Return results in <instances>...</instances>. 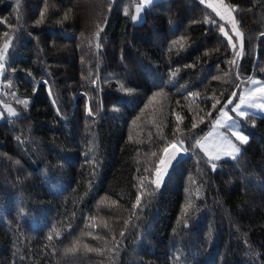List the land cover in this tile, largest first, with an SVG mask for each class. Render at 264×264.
<instances>
[{"label":"trees","instance_id":"16d2710c","mask_svg":"<svg viewBox=\"0 0 264 264\" xmlns=\"http://www.w3.org/2000/svg\"><path fill=\"white\" fill-rule=\"evenodd\" d=\"M137 1L0 0V264H264V117L239 118L249 142L216 170L192 148L264 80V0H225L244 33L235 65L212 10L158 0L134 23ZM181 137L187 155L155 190Z\"/></svg>","mask_w":264,"mask_h":264},{"label":"snow or ice","instance_id":"6c2138e0","mask_svg":"<svg viewBox=\"0 0 264 264\" xmlns=\"http://www.w3.org/2000/svg\"><path fill=\"white\" fill-rule=\"evenodd\" d=\"M200 4L206 5L209 9L212 10V12L215 13L217 17L220 18V20L225 21L227 24L231 25V31L234 33V35H230L228 31H226L225 24H219L218 28L219 31L227 38L228 45L231 46L234 54V59L229 61L230 64L235 65L236 58H240L244 55V33L241 31L239 26V21L237 20L234 13L237 12L239 6L238 5H229L225 3V0H199ZM155 3V0H139V3L135 5V14L131 17L133 21H136L140 17V13L144 11L147 8H151ZM110 10V8H109ZM71 10L69 9V12ZM129 11L127 8L124 9V15H128ZM41 18L44 16V12H41ZM68 18V13L66 12L64 15V19ZM205 22L209 24H215L216 21L212 19L211 17H206ZM39 23V21H38ZM103 31V28L98 24L97 29L94 33V36L96 37L97 41H99L100 33ZM5 37H8V33L4 34ZM260 36H264V32L260 33ZM184 37L181 36L178 41H173V44L180 43V41H183ZM234 40L239 41V47L237 43L234 42ZM11 44V38H8L5 40L4 44L0 46V75H3V72L5 70V56L7 53V50ZM181 47H183V44H180ZM95 47L99 49L101 47L100 43L97 42ZM13 72L16 70L13 69ZM31 75V73H29ZM175 73H171V76H174ZM225 75H228V73H225ZM170 76V78H171ZM213 79H221V77H213ZM251 83L254 85V87L246 88L239 96V103H236L230 111L236 114V117L239 118H252L255 116V112H250L249 109L253 110H259L261 112H264V82L257 81L252 79ZM121 90L132 92L133 89L125 88L121 84ZM51 94V93H50ZM161 93H154V96L160 95ZM192 95H197L195 93H192ZM237 94L235 92L232 93V96H236ZM214 102L212 103V108L216 109V105L219 103V100H216L215 97L212 98ZM18 104L22 105L25 109L29 105V100L27 99H19L17 98L16 101ZM232 100H228V104H232ZM227 106H222L220 109H218L220 113V118H218L215 121V126H218L220 128H224L226 130V133H230L231 136L235 137L237 141L240 142L241 145H246L249 142V136L245 135L242 128L241 123L239 119H234L232 116L229 115V112L225 110ZM6 111L8 113L9 117H17L19 113L15 108H13L11 105H5ZM4 113L0 112V117H3ZM88 115H92V109L88 108ZM207 115L211 116V113H207ZM177 119H181L179 116ZM200 123H203V119L201 118ZM192 129L197 128V123L194 122L191 125ZM219 144H215L213 147H209L207 145V138H205L204 141L201 139H196L195 143L192 145V148L195 149L199 147L205 154V156L208 158L207 163L211 165L212 170H216L217 168V161L221 160L222 155H226L230 157L233 160H237L241 153V148L237 146V144L233 143V141L230 139L229 135L225 133H219ZM19 139V138H18ZM179 145V147L177 146ZM187 153L188 149L184 147V139L181 137L180 139H177L173 142H171L169 145L165 146L163 149L164 155L159 157V163L155 166V179L151 181V184L155 186V190H158L165 179V177L169 173V169L173 167L174 162H178V158L180 157L181 153ZM87 155V154H86ZM156 153H153V156H155ZM95 158L93 157V160ZM16 163H19L17 161ZM143 186V185H142ZM143 194V193H142ZM141 194V195H142ZM141 195H137L136 197V203L134 207H139L141 204ZM151 195V193H149ZM192 204L189 202L186 205L187 208H191ZM107 225H105L106 227ZM124 233L121 232V236H123ZM48 240L52 239V235H49ZM96 237H94L95 239ZM78 243V242H76ZM84 248L89 251H97L102 254L103 249H96L92 248L89 245L85 244ZM67 252H75L77 251L76 247H72L70 249L65 250ZM252 250L250 249V252Z\"/></svg>","mask_w":264,"mask_h":264},{"label":"rangeland","instance_id":"374dc122","mask_svg":"<svg viewBox=\"0 0 264 264\" xmlns=\"http://www.w3.org/2000/svg\"><path fill=\"white\" fill-rule=\"evenodd\" d=\"M158 1V0H155V2ZM139 3V0L136 2V4ZM135 4V5H136ZM190 7L191 11L193 12H200L202 11L203 9L207 8L209 9L206 5H203V4H200L199 0H172L171 1V12L173 15H179V14H182L186 8ZM211 10V9H210ZM135 14V6H134V12H133V15ZM143 19V11L140 13V17L136 20V21H133L134 23H140ZM227 24V23H226ZM229 26V29H227L226 31L229 32L230 35H234V33H232L231 31V25L230 24H227ZM225 37V36H224ZM226 38V37H225ZM227 39V38H226ZM235 43H237L238 47H239V41L238 40H234ZM254 80H257V81H261V82H264L263 79H258V78H252ZM251 79V80H252ZM251 87H254V85L251 83V81L249 82L248 86L247 87H243L242 90L240 91L239 95H238V98L236 101H233V99L231 98L230 100L233 101L232 104H228L227 107L225 108L226 111L229 112V115L232 116L234 119H239V117H236V114L231 112L230 109L236 104V103H239V96L240 94L246 89V88H251ZM250 112H255V116L254 117H264V112H261L259 110H253V109H249ZM220 118V113H218L217 117L215 118V120L213 121L211 127L209 128V130L207 131V133L202 136L200 139L202 141L205 140V138H207L206 142H207V145L211 148L213 147L215 144H219L220 141H219V133H225L227 135H229L230 139L233 141V143L237 144V146H239L241 149H242V145L240 144L239 141H237L235 139V137L231 136L230 133H226V130L224 128H220L218 126H215V121ZM179 147V145H177ZM185 147V146H184ZM197 151H199L201 154H204V152L199 148L197 147ZM206 157V156H205ZM206 159H208L206 157ZM221 160H233L231 159L230 157L226 156V155H222L221 156ZM220 160V161H221ZM218 162V161H217ZM155 179V178H154Z\"/></svg>","mask_w":264,"mask_h":264},{"label":"water","instance_id":"95a60500","mask_svg":"<svg viewBox=\"0 0 264 264\" xmlns=\"http://www.w3.org/2000/svg\"><path fill=\"white\" fill-rule=\"evenodd\" d=\"M163 155H164V153H162L161 156H163ZM186 155H187L186 153H183V152L181 153L180 157L178 158V162H174L173 167L169 169V173H168V175L165 177V179H164L163 184H162L161 187L164 186V184H165V182H166L168 176L170 175L171 171L173 170L174 166L177 165L180 161H182V160L186 157ZM154 178H155V174H154Z\"/></svg>","mask_w":264,"mask_h":264},{"label":"bare ground","instance_id":"6f19581e","mask_svg":"<svg viewBox=\"0 0 264 264\" xmlns=\"http://www.w3.org/2000/svg\"><path fill=\"white\" fill-rule=\"evenodd\" d=\"M35 53V52H34ZM242 177V176H241ZM245 179V178H244ZM242 182H244V180H242ZM245 183H243V185H244Z\"/></svg>","mask_w":264,"mask_h":264}]
</instances>
